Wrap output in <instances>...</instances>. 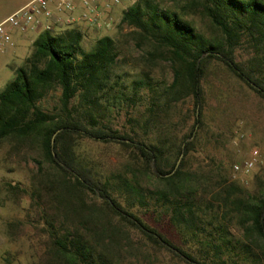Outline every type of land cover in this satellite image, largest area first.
Instances as JSON below:
<instances>
[{
	"label": "trees",
	"instance_id": "1",
	"mask_svg": "<svg viewBox=\"0 0 264 264\" xmlns=\"http://www.w3.org/2000/svg\"><path fill=\"white\" fill-rule=\"evenodd\" d=\"M176 3L168 8L156 0H136L123 10L119 21L120 28L136 30V45L146 54L148 63H165L169 68L171 80L162 87L155 85L146 70L128 88L115 73L118 50L113 38L102 36L85 51L83 32L66 29L57 34L39 33L30 55L14 69V78L0 91V142L10 141L16 152L31 157L37 183L30 196L35 206L42 204L45 209L46 199H50L54 212L62 214L64 219L58 227L49 224L50 230L45 233L55 257L67 264H114L105 252V243L118 244L117 230L102 213L90 210L84 214L83 192L101 199L108 212L185 264H216V258L226 255L230 256L229 264H264V187L237 196L224 189L211 202L207 193L190 180L194 175L184 171L186 157L194 151V132L203 126L202 82L213 62L223 64L264 101V0ZM243 39L252 50L245 69L235 61V50ZM146 90L151 94L150 106L145 109L147 117L133 121L144 129L161 122L173 103L193 98L194 124L175 148L166 141L146 143L136 133L120 134L103 124L116 105L133 104ZM56 91H60V106L54 112H45L38 103ZM82 139L116 143L132 150L139 168L129 176L118 175V182L110 185L79 158L77 145ZM181 154L183 158L176 166ZM151 179L160 186L150 189ZM226 180L222 178V182ZM8 187L26 194L19 185ZM115 192L139 204H145L149 194L154 213L161 209L169 222L177 221L183 230H192L195 240L207 226L226 230L230 237L222 244L220 235L212 236L210 231L200 245L213 254L203 249L197 256L178 248L123 207ZM68 219L74 223L72 228H64L63 222ZM232 223L239 228L241 238H233Z\"/></svg>",
	"mask_w": 264,
	"mask_h": 264
},
{
	"label": "rangeland",
	"instance_id": "2",
	"mask_svg": "<svg viewBox=\"0 0 264 264\" xmlns=\"http://www.w3.org/2000/svg\"><path fill=\"white\" fill-rule=\"evenodd\" d=\"M28 1L30 0H0V22ZM156 1L161 7L168 8L180 2V0ZM129 4L130 2H125L115 9L114 23L110 29L83 30L82 47L85 51H89L98 38L109 36L114 39L118 50L115 73L121 76L128 88L132 80L138 77L141 71L146 70L149 71L155 85L162 87L171 80L169 68L165 63H148L146 54L136 45L137 37L134 35L136 30L127 26L119 27L123 9ZM23 36L30 41L36 38L37 33L16 32L9 36L7 42L0 38V91L14 78L13 69L22 65L25 57L33 49V46L26 49L14 46V41L24 38ZM251 56L249 43L243 39L235 50V61L245 69ZM202 88L203 126L194 132L192 137L194 151L186 157L184 171H190L194 175L190 180L207 193V199L211 202L217 192L224 189L234 192L236 194L234 196L240 192L245 194L255 192L258 188L262 189L264 187V101L218 62H213L209 67ZM140 96L141 98L136 99L133 104L127 105L121 102L116 105L103 124L120 134L136 133L143 142L156 144L166 141L175 148L191 131L194 124L196 111L193 98L189 96L173 103L167 114L161 116V122H154L144 129L143 126L140 127L141 124L137 125L133 121L141 122L146 119L145 109L150 106L151 94L146 90ZM59 99L60 91H56L38 104L45 112H54L60 106ZM253 148H258L261 155L251 173L243 177L234 175L233 166L250 159ZM77 150L83 164L95 174L110 181L112 186L118 182V175L126 177L130 175L129 173H133L132 170L139 168L132 150L116 143L82 139L78 141ZM24 154L26 153L16 152L10 141L0 142V264H67L65 260L55 257L48 235L45 233V230H50L49 224L54 223V228H57L64 218L62 214L54 212L49 204L50 199H46L48 201L46 209L42 204L35 206L33 203L30 194L36 188L37 182L33 180L36 167L31 157ZM47 178L51 180L53 177L49 175ZM222 178L227 180L222 182ZM149 182L150 189L160 186L154 179ZM8 184L19 185L26 194L13 192ZM14 193L17 195L15 196ZM114 196L123 207L158 230L178 248L191 251L197 256L203 249L208 250L200 243L204 237L209 236L210 231L212 236L214 233L220 235L222 244L230 237L226 230H212V227L207 226L206 230H200V235L195 240L192 237V230H183V226L177 221L169 222L163 216L161 209H157V213H154L155 207L149 194L144 200L145 204H139L120 192H115ZM81 199L86 206L84 214L90 210L92 213L94 211L102 213L105 215V221L117 230L118 244L111 246L105 243L107 249L105 252L114 264H185L171 253L149 243L139 231L108 212L98 197L83 192ZM52 217L55 218L54 221ZM68 220L63 222L64 228L73 227V221ZM229 227L233 238H241L239 228L234 223ZM207 252L210 253L209 250ZM226 256L227 258L225 256L216 258V264H229L230 256Z\"/></svg>",
	"mask_w": 264,
	"mask_h": 264
},
{
	"label": "built area",
	"instance_id": "3",
	"mask_svg": "<svg viewBox=\"0 0 264 264\" xmlns=\"http://www.w3.org/2000/svg\"><path fill=\"white\" fill-rule=\"evenodd\" d=\"M136 0H31L0 22V38L8 41L14 32L21 34L48 32L57 34L66 29L107 30L114 23L113 12L125 2ZM128 6V7H129ZM124 8L123 10H125ZM261 152L253 148L250 159L234 165V175L248 176Z\"/></svg>",
	"mask_w": 264,
	"mask_h": 264
},
{
	"label": "crops",
	"instance_id": "4",
	"mask_svg": "<svg viewBox=\"0 0 264 264\" xmlns=\"http://www.w3.org/2000/svg\"><path fill=\"white\" fill-rule=\"evenodd\" d=\"M30 1H31V0H30ZM28 2H29V1H28ZM28 2H27V3H28ZM23 6H24V5H23ZM23 6H22V7H23ZM20 8H21V7H20ZM20 8H19V9H20ZM17 10H18V9H16L15 11H17ZM15 11H14V12H15ZM14 12H13V13H14ZM10 15H11V14H10ZM8 16H9V15H8ZM80 29H81V31L86 30L84 27H80ZM14 33H16V32H14ZM23 37H24V36H23ZM34 40H35V38L32 39V40H30V41H28L26 37H24V38H18L17 40L14 41L13 44H14V46H17V47L20 48V49H24V48L26 49V48H29L30 46H32ZM31 51H32V50H31ZM31 51H30V53H31ZM30 53H29V55H30ZM29 55H28V56H29ZM28 56H27V57H28ZM27 57H25V58H27ZM25 58H24V59H25ZM20 66H21V65H20ZM14 69H15V68H14ZM14 69H13V72H14Z\"/></svg>",
	"mask_w": 264,
	"mask_h": 264
},
{
	"label": "water",
	"instance_id": "5",
	"mask_svg": "<svg viewBox=\"0 0 264 264\" xmlns=\"http://www.w3.org/2000/svg\"><path fill=\"white\" fill-rule=\"evenodd\" d=\"M181 157H182V154L180 155V157H179V159H178V161H177L176 166L179 164Z\"/></svg>",
	"mask_w": 264,
	"mask_h": 264
}]
</instances>
